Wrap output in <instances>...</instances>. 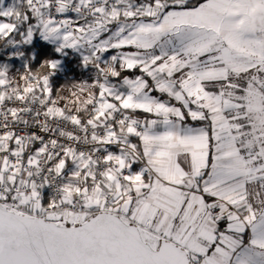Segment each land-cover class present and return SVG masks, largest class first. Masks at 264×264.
<instances>
[{
    "label": "snow or ice",
    "instance_id": "snow-or-ice-1",
    "mask_svg": "<svg viewBox=\"0 0 264 264\" xmlns=\"http://www.w3.org/2000/svg\"><path fill=\"white\" fill-rule=\"evenodd\" d=\"M0 264H264V0H0Z\"/></svg>",
    "mask_w": 264,
    "mask_h": 264
}]
</instances>
